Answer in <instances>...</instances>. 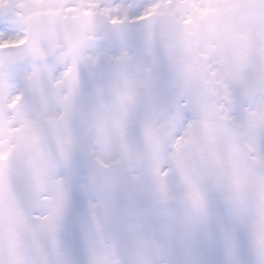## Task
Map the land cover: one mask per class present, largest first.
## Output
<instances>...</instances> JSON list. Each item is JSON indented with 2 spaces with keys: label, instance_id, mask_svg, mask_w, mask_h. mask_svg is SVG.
I'll list each match as a JSON object with an SVG mask.
<instances>
[{
  "label": "snow or ice",
  "instance_id": "snow-or-ice-1",
  "mask_svg": "<svg viewBox=\"0 0 264 264\" xmlns=\"http://www.w3.org/2000/svg\"><path fill=\"white\" fill-rule=\"evenodd\" d=\"M0 264H264V0H0Z\"/></svg>",
  "mask_w": 264,
  "mask_h": 264
}]
</instances>
